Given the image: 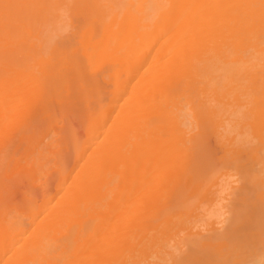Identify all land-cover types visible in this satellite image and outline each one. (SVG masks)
Returning <instances> with one entry per match:
<instances>
[{
    "label": "bare ground",
    "instance_id": "1",
    "mask_svg": "<svg viewBox=\"0 0 264 264\" xmlns=\"http://www.w3.org/2000/svg\"><path fill=\"white\" fill-rule=\"evenodd\" d=\"M0 264H264V0H0Z\"/></svg>",
    "mask_w": 264,
    "mask_h": 264
},
{
    "label": "clouds",
    "instance_id": "2",
    "mask_svg": "<svg viewBox=\"0 0 264 264\" xmlns=\"http://www.w3.org/2000/svg\"><path fill=\"white\" fill-rule=\"evenodd\" d=\"M48 51H49V49H48V48H46V49H45V54H47V53H48Z\"/></svg>",
    "mask_w": 264,
    "mask_h": 264
}]
</instances>
